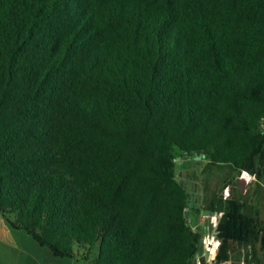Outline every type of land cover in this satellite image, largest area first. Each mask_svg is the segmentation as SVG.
I'll list each match as a JSON object with an SVG mask.
<instances>
[{"label":"trees","instance_id":"obj_1","mask_svg":"<svg viewBox=\"0 0 264 264\" xmlns=\"http://www.w3.org/2000/svg\"><path fill=\"white\" fill-rule=\"evenodd\" d=\"M263 121L264 0H0V214L54 258L196 264L176 149L224 171L213 262L263 264Z\"/></svg>","mask_w":264,"mask_h":264},{"label":"rangeland","instance_id":"obj_2","mask_svg":"<svg viewBox=\"0 0 264 264\" xmlns=\"http://www.w3.org/2000/svg\"><path fill=\"white\" fill-rule=\"evenodd\" d=\"M175 162V176L187 190L189 207L198 210V216L207 214L204 210L206 201L212 194L218 193L222 185L224 171L221 168L207 167L208 161L196 157H181L178 151ZM245 180L237 186V192L246 196V199L255 203L260 210V217L264 220V182L257 183L255 179L242 176ZM239 181V178H238ZM217 218L204 222L201 226L202 237L214 235V226ZM210 246H204L196 256V264H215L214 254ZM215 253V252H214ZM264 264V251L262 253ZM0 264H88L81 260L79 255L73 258H54L46 248H40L31 237L23 231L12 230L7 221L0 214Z\"/></svg>","mask_w":264,"mask_h":264},{"label":"built area","instance_id":"obj_3","mask_svg":"<svg viewBox=\"0 0 264 264\" xmlns=\"http://www.w3.org/2000/svg\"><path fill=\"white\" fill-rule=\"evenodd\" d=\"M260 132L264 134V121L261 123V126H260ZM246 174V173H242L240 176H239V183L242 184L243 181L245 182L246 179H244L242 176ZM248 178L250 179H254L253 176H250L248 175ZM221 213H218V212H215L213 214H204L200 217V220H199V225L202 226V224L204 222H208V220H212L213 218H218L220 217ZM187 221L190 222V219L187 218ZM216 224V223H215ZM195 227H192V230H194ZM202 243L204 244V246H210L211 249L215 250L216 247H217V240L215 239L214 235H211V237L209 235H206L205 237H202ZM215 252V251H214ZM213 252V254H214Z\"/></svg>","mask_w":264,"mask_h":264},{"label":"bare ground","instance_id":"obj_4","mask_svg":"<svg viewBox=\"0 0 264 264\" xmlns=\"http://www.w3.org/2000/svg\"><path fill=\"white\" fill-rule=\"evenodd\" d=\"M211 250V253H213L215 250H213V249H210Z\"/></svg>","mask_w":264,"mask_h":264}]
</instances>
